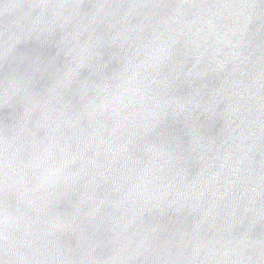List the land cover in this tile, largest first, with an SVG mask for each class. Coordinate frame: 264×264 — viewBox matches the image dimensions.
I'll return each mask as SVG.
<instances>
[{
    "label": "water",
    "instance_id": "water-1",
    "mask_svg": "<svg viewBox=\"0 0 264 264\" xmlns=\"http://www.w3.org/2000/svg\"><path fill=\"white\" fill-rule=\"evenodd\" d=\"M0 264H264V0H0Z\"/></svg>",
    "mask_w": 264,
    "mask_h": 264
},
{
    "label": "clouds",
    "instance_id": "clouds-1",
    "mask_svg": "<svg viewBox=\"0 0 264 264\" xmlns=\"http://www.w3.org/2000/svg\"><path fill=\"white\" fill-rule=\"evenodd\" d=\"M69 54L72 55L73 62L75 63V68L68 67L64 71L61 81L64 86H68L71 80L78 75L77 69L84 67L87 60H91L93 57L100 55V52L96 48L82 46L78 50L76 48L70 49ZM13 60L15 56L12 57ZM39 67H33L31 64L25 68L22 74L13 73L10 80L8 81L5 88V102L6 103H15L17 98L25 99L27 88L19 87L21 83L27 84L30 81L31 75H34L35 72L39 71ZM8 161L5 164V173H4V189L8 193L9 190L13 188V185L9 184V175H8ZM50 170L46 169L45 173L42 174V179L40 180V187L44 188L46 185L48 187L52 186V183L49 181L52 179V176H55L56 173H51Z\"/></svg>",
    "mask_w": 264,
    "mask_h": 264
}]
</instances>
